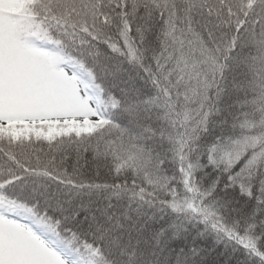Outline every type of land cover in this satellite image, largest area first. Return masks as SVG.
<instances>
[{
  "label": "snow or ice",
  "instance_id": "snow-or-ice-1",
  "mask_svg": "<svg viewBox=\"0 0 264 264\" xmlns=\"http://www.w3.org/2000/svg\"><path fill=\"white\" fill-rule=\"evenodd\" d=\"M0 264H264V0H0Z\"/></svg>",
  "mask_w": 264,
  "mask_h": 264
}]
</instances>
